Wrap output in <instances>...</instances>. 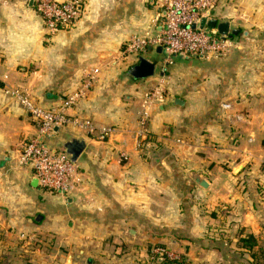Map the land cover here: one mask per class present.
I'll use <instances>...</instances> for the list:
<instances>
[{
	"label": "crops",
	"instance_id": "1",
	"mask_svg": "<svg viewBox=\"0 0 264 264\" xmlns=\"http://www.w3.org/2000/svg\"><path fill=\"white\" fill-rule=\"evenodd\" d=\"M32 1L0 0V264H157L158 245L188 264H264V0H219L214 16L240 30L229 51L164 71L148 48L158 71L143 79L127 46L160 29L159 0H83L52 37ZM90 76L49 139L83 142L81 181L46 192L17 164L38 127L7 90L56 109Z\"/></svg>",
	"mask_w": 264,
	"mask_h": 264
},
{
	"label": "built area",
	"instance_id": "2",
	"mask_svg": "<svg viewBox=\"0 0 264 264\" xmlns=\"http://www.w3.org/2000/svg\"><path fill=\"white\" fill-rule=\"evenodd\" d=\"M219 0H159L160 29L156 34L134 37L127 50L136 55L139 61L143 52L151 46L162 48L165 55L163 70L174 63L178 55L188 57H220L226 54L232 46V38L222 39L218 32L211 34L205 29H199L198 24L205 15L215 17L214 13ZM83 0H34V5L43 20L44 28L49 37L56 32L74 26L83 10ZM196 25V27H193ZM93 77H88L82 87L69 93L56 109H46L38 105L31 92L19 86L7 90L19 104L31 115L37 124L38 132L26 140L19 149L17 164L31 165L39 186L51 193L70 194L81 181L79 168L68 151L50 143L49 139L56 134L55 129L66 125L71 117L66 110L75 106L85 97L91 88ZM151 99L153 94H148ZM147 118L143 117L145 125ZM88 132L101 140L111 137V126H97L90 121L84 124ZM122 159L128 155L122 153ZM156 258L173 257L167 248L156 246Z\"/></svg>",
	"mask_w": 264,
	"mask_h": 264
},
{
	"label": "water",
	"instance_id": "3",
	"mask_svg": "<svg viewBox=\"0 0 264 264\" xmlns=\"http://www.w3.org/2000/svg\"><path fill=\"white\" fill-rule=\"evenodd\" d=\"M33 2L34 1H32V3ZM193 27H196V25H193ZM198 28L205 29L210 34L212 32H218L222 39H225L227 36L234 37L238 35L240 32L238 28H231V25L228 21H220L216 17L209 18V15H205L202 17L200 23L198 24ZM149 50H152L151 46L149 47ZM157 50L159 52H162L161 47H158ZM200 57H204V56H200ZM155 70H156V63L142 56L140 57L138 64L131 67L130 73L135 78L143 79L153 76L155 74ZM175 102L177 104H183L182 100L179 98H176ZM58 129L59 128L57 127L55 131L57 132ZM63 146L71 155L72 159L75 161L77 155L82 151L84 144L81 140L72 139L64 143ZM205 183L206 181L204 180L203 184ZM36 219L40 220L41 216L37 217Z\"/></svg>",
	"mask_w": 264,
	"mask_h": 264
},
{
	"label": "rangeland",
	"instance_id": "4",
	"mask_svg": "<svg viewBox=\"0 0 264 264\" xmlns=\"http://www.w3.org/2000/svg\"><path fill=\"white\" fill-rule=\"evenodd\" d=\"M234 1V0H233ZM240 26V25H239ZM234 28H236V26L234 27ZM237 28H239L238 26H237ZM239 35L240 34H238V35H236V36H234L233 38H232V46L234 45V43H236L238 40H239ZM231 46V47H232ZM145 52H143V54H144ZM127 54L129 55H132L133 57H134V62H139L137 59H136V55H134L133 53H130V52H128L127 51ZM137 60V61H136ZM126 63H127V60H126ZM156 72L158 71V68H156V70H155ZM59 107V106H58ZM57 107V108H58ZM71 123L73 122V119L71 118V121H70ZM69 123V122H68ZM67 123V124H68ZM62 127V126H61ZM24 143V142H23ZM57 147H59V148H62V147H64L63 146V144L62 143H60L59 145H57ZM44 190V189H43ZM44 191H46V192H49V191H47V190H44ZM158 246H161V247H165V246H162V245H158ZM154 249V253H156V246L153 248ZM154 258V262L156 263V262H158V261H161L162 260V258H156L155 256L153 257ZM30 264V263H29Z\"/></svg>",
	"mask_w": 264,
	"mask_h": 264
},
{
	"label": "trees",
	"instance_id": "5",
	"mask_svg": "<svg viewBox=\"0 0 264 264\" xmlns=\"http://www.w3.org/2000/svg\"><path fill=\"white\" fill-rule=\"evenodd\" d=\"M157 264H188V262L184 258L171 259L169 257H164L161 261H158Z\"/></svg>",
	"mask_w": 264,
	"mask_h": 264
}]
</instances>
